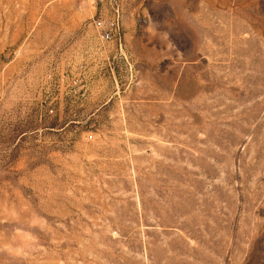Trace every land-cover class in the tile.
I'll use <instances>...</instances> for the list:
<instances>
[{"label": "rangeland", "instance_id": "rangeland-1", "mask_svg": "<svg viewBox=\"0 0 264 264\" xmlns=\"http://www.w3.org/2000/svg\"><path fill=\"white\" fill-rule=\"evenodd\" d=\"M0 264H264V0H0Z\"/></svg>", "mask_w": 264, "mask_h": 264}, {"label": "built area", "instance_id": "built-area-1", "mask_svg": "<svg viewBox=\"0 0 264 264\" xmlns=\"http://www.w3.org/2000/svg\"><path fill=\"white\" fill-rule=\"evenodd\" d=\"M95 25H96L97 27H102V25H103V21L98 19V20L95 21ZM104 37L107 38V39H109V38H110V31H107V32L105 33Z\"/></svg>", "mask_w": 264, "mask_h": 264}]
</instances>
